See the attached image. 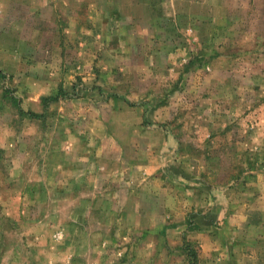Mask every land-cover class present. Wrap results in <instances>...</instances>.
Masks as SVG:
<instances>
[{"label": "rangeland", "instance_id": "rangeland-1", "mask_svg": "<svg viewBox=\"0 0 264 264\" xmlns=\"http://www.w3.org/2000/svg\"><path fill=\"white\" fill-rule=\"evenodd\" d=\"M0 264H264V0H0Z\"/></svg>", "mask_w": 264, "mask_h": 264}]
</instances>
